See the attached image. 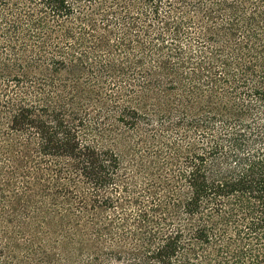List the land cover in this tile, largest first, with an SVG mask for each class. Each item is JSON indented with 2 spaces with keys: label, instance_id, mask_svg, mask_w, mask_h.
Instances as JSON below:
<instances>
[{
  "label": "trees",
  "instance_id": "1",
  "mask_svg": "<svg viewBox=\"0 0 264 264\" xmlns=\"http://www.w3.org/2000/svg\"><path fill=\"white\" fill-rule=\"evenodd\" d=\"M0 264H264V0H0Z\"/></svg>",
  "mask_w": 264,
  "mask_h": 264
},
{
  "label": "rangeland",
  "instance_id": "2",
  "mask_svg": "<svg viewBox=\"0 0 264 264\" xmlns=\"http://www.w3.org/2000/svg\"><path fill=\"white\" fill-rule=\"evenodd\" d=\"M131 133L124 132L122 134H116L112 132H106L101 137L97 138V142L105 148L114 149L117 153L122 157V159L128 162L134 156L135 147L132 143ZM10 235V234H9ZM10 237V236H9ZM10 239V238H9ZM11 246L10 248L13 250V253L17 255V257L22 256L26 250V243L20 237L11 234L10 239ZM62 246V247H61ZM58 245V250L62 252L71 251V248H67L66 245ZM80 261L79 259L72 258L71 262Z\"/></svg>",
  "mask_w": 264,
  "mask_h": 264
}]
</instances>
